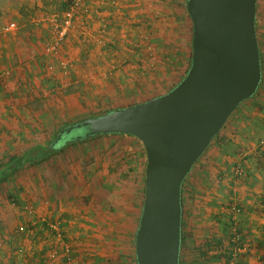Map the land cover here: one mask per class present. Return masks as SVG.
<instances>
[{
    "label": "rangeland",
    "instance_id": "1",
    "mask_svg": "<svg viewBox=\"0 0 264 264\" xmlns=\"http://www.w3.org/2000/svg\"><path fill=\"white\" fill-rule=\"evenodd\" d=\"M158 1L166 6V12L156 2L151 14L118 13L117 28L112 31L101 23L100 9L95 11L94 25L86 21L91 19L85 18L91 10L87 7L90 0H65L62 1L65 7L60 5L58 12L23 15L22 21L0 14V28L8 22L18 26L15 31H0V86L7 84L15 71L17 60L7 61L8 49L14 47L17 38L25 43L24 38L30 37L25 33H40L42 42L34 43L31 49L36 51L39 74L48 81L47 87L17 81L10 90H0V166L28 147L47 145L68 123L144 102L179 83L189 68L191 56L192 24L184 7L186 0ZM257 2L258 11H262L264 0ZM68 8L73 12L72 24L55 52H51L60 19ZM255 29L257 34L259 18ZM110 32L114 33V39ZM261 71V86L256 94L236 110L247 104L252 107L264 104V65ZM257 95L258 101H253ZM15 96H23L30 105L19 109L14 103ZM235 111L185 177L187 189L181 223L185 245L181 264H224L219 255L224 256L228 249L227 235L235 230L243 242L239 227L241 212L236 214L233 209L237 205L225 208L223 196L210 200L213 188L220 190L212 167L215 162L223 164L216 146L220 144L224 152L233 151L239 157L243 152L238 146L232 150L234 147L224 138L230 134ZM204 162L210 169L199 175L198 169ZM145 166L142 143L129 135H106L64 147L47 160L25 166L0 181V216L4 218L0 219V235L10 226L16 234L17 225H24L26 234L17 242L25 239L33 244L36 241L33 235L40 231H34L30 225L38 214L35 204L49 203L54 211L46 207L47 218L41 217L48 224H55L54 233L61 234L52 239L57 249L52 264H59L58 261L64 264L66 259L71 264H136L133 243L144 199ZM223 202L225 211L212 216L215 205ZM57 213L65 227L53 218ZM39 226L52 234L49 225ZM207 243L208 247L203 246ZM24 251L32 252L27 248ZM210 256L218 258L210 260ZM28 258L26 264H33L32 258Z\"/></svg>",
    "mask_w": 264,
    "mask_h": 264
},
{
    "label": "water",
    "instance_id": "2",
    "mask_svg": "<svg viewBox=\"0 0 264 264\" xmlns=\"http://www.w3.org/2000/svg\"><path fill=\"white\" fill-rule=\"evenodd\" d=\"M257 0H186L190 65L168 92L81 119L57 134H124L146 154L144 199L134 233L136 264H179L181 188L231 114L259 88Z\"/></svg>",
    "mask_w": 264,
    "mask_h": 264
},
{
    "label": "crops",
    "instance_id": "3",
    "mask_svg": "<svg viewBox=\"0 0 264 264\" xmlns=\"http://www.w3.org/2000/svg\"><path fill=\"white\" fill-rule=\"evenodd\" d=\"M0 1V14H7L11 16V18H14L18 21H22L24 16H36L40 12H58L59 10L57 9H59V6L62 4L65 7V3H63L65 0ZM90 1L91 2L88 4L87 7L91 8V10L85 18L88 19L90 17L91 19L86 21H89L92 25H94V17H96L97 15L95 11L97 9H100L102 17H105L104 19L100 17L103 20V22L101 23H103L106 26L107 30L109 29L110 31L115 30L117 28L118 21L116 19V16H118V13L129 15L130 12H146L147 14H151L154 12V9H156V2H159L160 4L158 6L162 8L163 12H166V6L158 0ZM256 15L255 23L258 22L259 18V29L257 30V36L259 42L260 63L261 67H263L264 9L262 11H258V2H256ZM81 18L84 17L81 16ZM25 34H28L30 36L24 38L25 43L22 40L20 42V38H17L16 40H14V47L9 49L7 48V61H13L12 59H16L17 61H15V63H10L15 64L13 78L9 82H7V84H1L2 87L0 86V90H3L5 92L6 89L10 90V88L14 87L17 81H22L23 83H25V81L30 82L31 86L33 83V85H37V87H39L40 85L47 87L48 81H45L44 76L39 74V61L36 57L34 58V56L36 55V51L31 49V47H34V43L37 44L39 42H42V40H39L40 33ZM110 37L112 39L115 38L113 32H110ZM28 45V49H22L23 46L27 47ZM263 82L264 77L262 84ZM38 83L40 85H38ZM25 85L26 84H24L23 86ZM260 86L261 85H259V87ZM262 90L264 89L262 88ZM12 96H14V94H12ZM258 97L259 96L257 95L253 101H258ZM251 98H253V96ZM14 103L19 109L26 108L23 107V105H30V102H27V99H25L23 96H15ZM261 105L262 106L252 107V105L247 104L240 111L236 110L229 126L230 134L227 133V135L224 137L225 142L234 147L232 150L236 149L237 146L239 149H242L243 152L240 156L241 158L236 155V153H234L233 151L224 152L223 147L220 144H218V146H216L215 148L216 153L218 155V159H221V157L223 158V164L220 165L219 162H215V167H212L213 172L216 173L214 178L216 179L220 190H217V193V191L213 188L214 194H212L213 196H211L210 200L216 199L218 197L222 198L223 196L222 199H224L225 201V208L227 205H229V209L231 205H237L241 212V215H239V227L242 233L241 235L243 239V244L246 248L243 251H236L233 246H230V252L232 255V260L230 264H264V258H261L264 257V144H261V142H264V104L262 103ZM231 134L232 136H230ZM231 141H233L234 143ZM221 152H223L224 154H222ZM238 157L239 160L242 159L244 171L243 175H236V177L234 175V168L236 162L238 161ZM204 163L205 164H201L200 168L198 169V171L201 173L199 175L206 174L208 172V169H210L206 166V162ZM186 189V184L183 182L181 188V202H183V199L185 200L184 194L186 192ZM204 191L206 193V190ZM222 193L224 194L222 195ZM42 204L49 205V203L47 204L44 202H38V204H35V207L37 208L35 209V211L38 210V214L36 213V216H34L36 217L35 222L31 221L32 223L30 224L34 231L40 229V231L38 230L39 233L36 232L33 235L36 240L33 242V244L29 241V245L27 240L25 239L24 241L17 242L18 238L20 239V236H23L24 234H15L14 232H12L13 230L11 226L8 229L2 231V235H0V264H26V262L29 260L28 257L32 258V261L34 262L33 264H52L53 261L49 260V256L52 252H54V250H57L53 245L54 240H52L54 239V234H51L44 228L43 230L39 225H47L48 222L45 220L47 218L46 211L48 208H50L51 211H54V209L52 205L43 207ZM209 206L212 210L211 205ZM46 207L48 208L46 209ZM224 211L225 210L223 202L220 203V205H215V211L211 215L215 217V215H217V212L221 215ZM199 213H201L200 210ZM44 215L46 218L41 217ZM2 216L4 215L2 214ZM216 217L218 218V216ZM53 218H56L61 223L60 226L62 225L63 227H65V224L62 222L63 219L60 218V214H55ZM0 219L4 218L0 216ZM18 226L19 224L17 225V227ZM232 238L233 235L231 233V242H233ZM31 239L32 238H30V240ZM23 248L32 250L31 254L29 251L25 252ZM226 251L227 250H225V252ZM238 252H240L241 254H239ZM17 261H19V263ZM57 263L60 264L59 261Z\"/></svg>",
    "mask_w": 264,
    "mask_h": 264
},
{
    "label": "trees",
    "instance_id": "4",
    "mask_svg": "<svg viewBox=\"0 0 264 264\" xmlns=\"http://www.w3.org/2000/svg\"><path fill=\"white\" fill-rule=\"evenodd\" d=\"M189 57H190V54H189ZM105 113H107V112H105ZM70 124H73V123H68V125H70ZM61 129H63V128H61ZM60 130L58 131V133L60 132ZM57 134H55L54 139L50 140L47 145H43V146L42 145H34V146H31V147L24 149L19 155H14V156L9 157L4 162V164H2L0 166V181L6 180L10 175L14 174L16 171H18L19 169H21L25 166L33 165L36 163H41V162L47 160L51 155L56 153V151H60L64 147H67L69 145H74V144L85 143L88 140H91L93 138H99V137L106 136V135L100 134V135H95V136H92L89 138L76 139L75 133H70V134L64 133L62 135V137L58 141L55 142L54 140L56 139ZM107 135H117V134H107ZM230 238H231V233H229V235H227V240L229 243L227 251L224 253V256L219 255V259L223 258L224 264H230V262L232 260V255L230 252V246L232 247L234 245V243L230 241ZM184 243H185V241L183 238V234L181 232V246H180L179 264H181V262H182L183 246L185 245ZM203 246L208 247L209 243L203 244ZM200 249L203 250V248H200ZM202 253H203L202 254L203 258H205V256H204L205 253L204 252H202ZM217 258H218V256H210L209 257L210 260L217 259Z\"/></svg>",
    "mask_w": 264,
    "mask_h": 264
},
{
    "label": "built area",
    "instance_id": "5",
    "mask_svg": "<svg viewBox=\"0 0 264 264\" xmlns=\"http://www.w3.org/2000/svg\"><path fill=\"white\" fill-rule=\"evenodd\" d=\"M61 20V25L59 26L58 28V31H57V34H56V39L53 43V45L50 47L49 51L51 52H55V48L59 46V42L63 39V37L67 34L71 24H72V21H73V12L72 10H66L63 14H62V18L60 19ZM54 21H56V19H54ZM17 24L15 22H8L6 24H4L1 28H0V31L2 33H7V32H11V31H15L17 29ZM261 144H264V142H261ZM235 174L237 176H241L243 175V171H244V166H243V163H242V159L238 160L235 164ZM235 213H239L240 212V209L238 207H234L233 208ZM49 225V230L52 232V234H54L55 236L57 237H61V234L58 232V234L54 233V230H56V226L55 224H48ZM26 229L27 227L24 226V225H19L16 229V234H26ZM28 232V231H27ZM233 234V238H232V241L233 243L235 244L234 245V248L236 251H243L245 250V246L243 244V242H241V237L240 235L238 234L237 231L234 230V232L232 233ZM55 256V253L52 252L50 254V258L49 260L50 261H53V258ZM64 264H71L69 259H66L65 260V263Z\"/></svg>",
    "mask_w": 264,
    "mask_h": 264
}]
</instances>
